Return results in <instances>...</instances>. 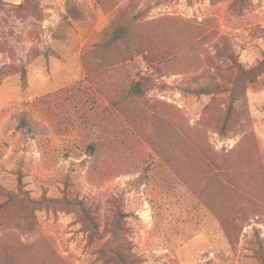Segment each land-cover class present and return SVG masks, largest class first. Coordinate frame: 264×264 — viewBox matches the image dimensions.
<instances>
[{
    "label": "rangeland",
    "instance_id": "obj_1",
    "mask_svg": "<svg viewBox=\"0 0 264 264\" xmlns=\"http://www.w3.org/2000/svg\"><path fill=\"white\" fill-rule=\"evenodd\" d=\"M261 63L264 0H0V264H264Z\"/></svg>",
    "mask_w": 264,
    "mask_h": 264
},
{
    "label": "trees",
    "instance_id": "obj_2",
    "mask_svg": "<svg viewBox=\"0 0 264 264\" xmlns=\"http://www.w3.org/2000/svg\"><path fill=\"white\" fill-rule=\"evenodd\" d=\"M130 20H133V19H130ZM129 20L126 21V22H120L118 21L117 23L116 22H113L114 24V27L112 28L111 30V36L103 41L102 43L99 44V47H102V48H111L113 46H115L118 42H124V43H128V29H127V26L129 24ZM264 68V63H261L259 65V67L256 69L255 71V74L260 72L262 69ZM143 79H139L135 82L132 83V86H131V89L132 91L134 92H141V83L144 82L142 81ZM12 196L9 195L7 200H9ZM57 203H59L57 201ZM81 208L84 210V206H81ZM122 264H126V262L124 260H122Z\"/></svg>",
    "mask_w": 264,
    "mask_h": 264
}]
</instances>
